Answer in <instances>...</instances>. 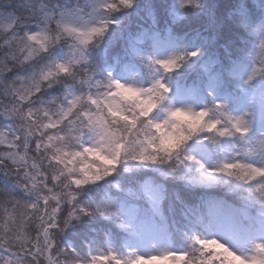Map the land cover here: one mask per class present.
<instances>
[{"label": "snow or ice", "instance_id": "snow-or-ice-1", "mask_svg": "<svg viewBox=\"0 0 264 264\" xmlns=\"http://www.w3.org/2000/svg\"><path fill=\"white\" fill-rule=\"evenodd\" d=\"M0 264H264V0H0Z\"/></svg>", "mask_w": 264, "mask_h": 264}]
</instances>
